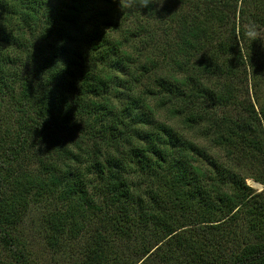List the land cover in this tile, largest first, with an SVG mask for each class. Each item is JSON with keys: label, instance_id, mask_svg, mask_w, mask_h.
Returning a JSON list of instances; mask_svg holds the SVG:
<instances>
[{"label": "trees", "instance_id": "trees-1", "mask_svg": "<svg viewBox=\"0 0 264 264\" xmlns=\"http://www.w3.org/2000/svg\"><path fill=\"white\" fill-rule=\"evenodd\" d=\"M76 21L111 28L118 45L164 69L152 81L158 106L211 146H149L153 164L139 162L154 184L131 192L102 161L124 146L128 117L113 109L109 81L90 70V57L64 44ZM256 25L264 29V0H0V117L6 105L16 114L12 142L0 138V243L18 252L20 196L59 190L77 207L92 202L94 184L118 205L110 227L137 257L109 236L78 264H264V189L247 183L264 185L252 160L264 164V31L255 36ZM248 69L257 71L256 99L242 107L238 82ZM23 152L44 156L45 178L19 172Z\"/></svg>", "mask_w": 264, "mask_h": 264}, {"label": "rangeland", "instance_id": "rangeland-1", "mask_svg": "<svg viewBox=\"0 0 264 264\" xmlns=\"http://www.w3.org/2000/svg\"><path fill=\"white\" fill-rule=\"evenodd\" d=\"M234 2L235 0H231V7ZM241 4L239 2L237 5L236 15L232 11V20L235 18L238 24L241 21L239 17ZM247 21L249 24L253 19L247 18ZM88 27H90L88 23L76 21L66 28L67 34L63 41L64 44L80 49L90 57L88 62L90 70L103 75L109 81L108 97L113 109L121 116L128 117L125 120L129 131L124 146L117 152L104 151L102 161L110 172L115 171V174L126 180L131 192L139 193L155 181L152 176L154 171L149 168L147 174L139 162V159L145 158L153 164V159L149 157L153 156V153L148 151L149 146L164 152L171 150L178 152L179 149L188 148L189 144H186L189 142L192 145H211L200 133L185 128L179 120L171 118L167 111L161 110L158 106L152 81L162 76L165 73L164 69L148 67L144 55L133 51L131 46L118 45L119 34L111 28L106 29L98 25L94 28ZM262 30L264 31L257 28L253 34L257 36ZM228 33L229 29L226 28L225 34ZM256 73L257 71L254 77L248 69V73H242L241 82H238L242 107L249 102L254 103L256 99L252 89L254 78L255 81L258 80ZM260 102H264V93ZM10 109L11 107L6 105L3 109L5 115L0 117V138L3 145L12 142L11 138L15 133L16 114L14 111L9 112ZM135 119L139 122L135 123ZM216 150L213 151L218 153ZM252 160L257 168L255 172L264 170V164L261 163L263 161L260 162L257 158ZM45 162L44 156L23 152L16 162V167L19 172L28 174L29 177L36 176L42 179L45 178L42 169ZM247 183L256 189V192L264 189V185L254 178H248ZM95 187L94 184L87 187L92 202H85L77 207L73 203L74 200L68 201L66 194L59 190L51 191L49 194L40 192L41 196L37 198L30 196L25 199L20 196L23 213L12 228L18 252L15 256L12 255L0 243V264H78L91 255L97 247L98 240L109 236L110 242L115 241L116 244H121L125 251L129 250L134 254L135 252L129 249L132 241L120 238L110 227L112 220L110 216H114L115 212L117 214L118 205L110 202L111 196H105L104 189ZM45 189H49V186ZM103 207L105 210L107 207V211H104ZM64 220H67L66 226H59ZM132 256L137 257L136 254Z\"/></svg>", "mask_w": 264, "mask_h": 264}, {"label": "clouds", "instance_id": "clouds-1", "mask_svg": "<svg viewBox=\"0 0 264 264\" xmlns=\"http://www.w3.org/2000/svg\"><path fill=\"white\" fill-rule=\"evenodd\" d=\"M149 2H150V0H143V6L147 7Z\"/></svg>", "mask_w": 264, "mask_h": 264}]
</instances>
